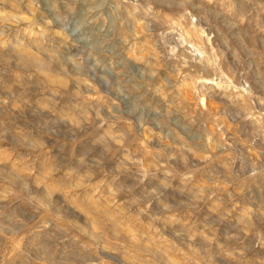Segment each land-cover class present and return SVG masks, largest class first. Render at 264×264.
Here are the masks:
<instances>
[{"label":"rangeland","instance_id":"374dc122","mask_svg":"<svg viewBox=\"0 0 264 264\" xmlns=\"http://www.w3.org/2000/svg\"><path fill=\"white\" fill-rule=\"evenodd\" d=\"M0 264H264V0H0Z\"/></svg>","mask_w":264,"mask_h":264},{"label":"bare ground","instance_id":"6f19581e","mask_svg":"<svg viewBox=\"0 0 264 264\" xmlns=\"http://www.w3.org/2000/svg\"><path fill=\"white\" fill-rule=\"evenodd\" d=\"M38 58V57H37Z\"/></svg>","mask_w":264,"mask_h":264}]
</instances>
